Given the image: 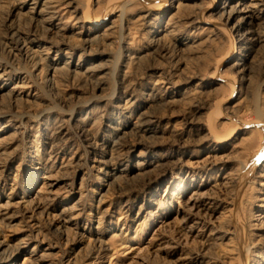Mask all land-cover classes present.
Segmentation results:
<instances>
[{
	"label": "rangeland",
	"instance_id": "374dc122",
	"mask_svg": "<svg viewBox=\"0 0 264 264\" xmlns=\"http://www.w3.org/2000/svg\"><path fill=\"white\" fill-rule=\"evenodd\" d=\"M56 1L59 39L0 0V264H264V43L229 51L221 11L191 24L210 0Z\"/></svg>",
	"mask_w": 264,
	"mask_h": 264
},
{
	"label": "bare ground",
	"instance_id": "6f19581e",
	"mask_svg": "<svg viewBox=\"0 0 264 264\" xmlns=\"http://www.w3.org/2000/svg\"><path fill=\"white\" fill-rule=\"evenodd\" d=\"M9 1H11L17 7V9H26V11L23 13H28L29 19H33L34 17L33 20H36L40 24L42 31L44 33L51 34L50 36H53V39H59V37H63V33H62V31L64 30L63 27L60 26L59 22H55L60 13L59 12L60 4L58 1L56 0H40V1L33 0L31 2H29V0H9ZM188 1H194V0H188ZM210 1H211L210 6L206 7V9H196L190 15L189 20L191 24L199 23L203 18L212 17L215 14V12L221 11L219 19L224 18L226 23L230 21L234 16H237L236 20L232 23V25L229 28L226 29V24H224L223 27L225 30L230 31V37L233 40L229 45L228 48L229 51H233L232 50L233 43H235V45H239L240 47L239 49H250L255 46L260 47V45L264 43V0H244L241 2L234 0H210ZM27 4H30L31 6L26 7ZM183 5L185 6V3L184 4L180 3L179 0H169V4H168V6L172 7V9L175 10H179ZM65 7H67L68 10L71 9L74 13L77 11V8L73 7V5H71L69 2L65 3ZM85 9H86L85 11L81 12L80 18H78L79 22L82 21L81 23L83 22L89 23L88 21L90 20L89 7ZM149 15L150 14L148 13L147 15H144L143 18H146ZM168 19L172 20L171 17ZM169 24H165L162 28H160L158 33L155 34L153 33L152 38L149 40V44H150L149 48L152 51L154 52L158 51L157 43L159 41V37L157 36H159L160 34L162 36L168 35L171 32V30L168 29L167 27ZM54 43H56V41H54ZM48 50L49 49L46 47L45 48L41 47L40 49L33 52L40 54V56L44 57L45 59L48 58L49 56L50 52H48ZM126 60H129L128 56L126 57ZM48 61L49 64L46 65L45 69L50 73L51 76L57 75L59 73V69L71 71V65L69 64V62H63V64L59 67V58H53ZM104 66L105 65L103 64L100 66L86 67L84 68L83 71L87 76L94 78V80L97 81V84L95 85L97 89H101L100 88L101 85L99 81L103 78ZM72 70L74 71V69ZM73 71L71 72L73 73ZM3 86L4 85H1L0 88ZM10 91H12V89H10ZM140 125L141 124H138L137 126L134 125V127L137 128ZM254 129H256L254 131L255 135L261 142V145L259 146L260 149L257 153V158L254 162L255 164L264 156V133H263L264 125L257 124ZM207 131H208L207 133L208 135L212 133V131L211 130L209 131L208 128ZM232 134L233 133L231 131L228 137H231ZM43 177H44L43 182H41L36 192L43 195L44 198L42 201V205L44 204L47 207V204L45 202L52 203L53 201H55V197H56L55 195L57 194V191H59V187H62V185H61V181L59 180L60 179L59 177H54L47 173ZM20 203L23 202L20 200L19 202L14 203V205L17 204L20 205ZM9 206L11 207V205ZM45 206L43 207L45 208ZM1 208L2 207L0 206V209ZM59 211L60 213L58 212V218H59V214L62 215L63 217L64 215L69 216L68 218L62 220V224L68 225L76 219V214L73 215L74 209L70 206L63 208ZM6 212L7 211L3 212L2 214L3 217L7 220L13 219V216H7ZM21 244L22 243L20 242L17 243L16 244L17 248L20 247ZM34 249L35 248H32L31 252H33Z\"/></svg>",
	"mask_w": 264,
	"mask_h": 264
}]
</instances>
